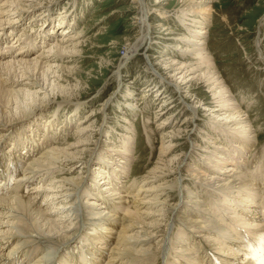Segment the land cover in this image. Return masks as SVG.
I'll list each match as a JSON object with an SVG mask.
<instances>
[{"label": "bare ground", "instance_id": "1", "mask_svg": "<svg viewBox=\"0 0 264 264\" xmlns=\"http://www.w3.org/2000/svg\"><path fill=\"white\" fill-rule=\"evenodd\" d=\"M133 1L142 15V24H145L147 9L144 1ZM205 1H195L194 5L190 3L191 6L184 8L176 17L180 23L188 22L187 25L195 28L190 30V38L186 40L191 47L186 53L191 52L198 57L201 64H210L203 38L207 33L203 20L206 21L205 16L210 15L209 3ZM41 4V0H0V175L3 176L0 179V264H264V163H258L260 167L262 165L259 168L249 159L241 163L232 155L229 160L232 148L243 151L252 147L257 137L253 135L248 115L237 109L238 105L236 108V104L233 106L229 91L218 78H214L215 75L211 79L219 91L214 95L217 104L212 112L216 119L221 118L225 122L216 125L219 121L213 120L217 128L211 126L214 142L211 149L206 146L201 152L208 153L203 160L208 170H217V176L207 177L201 171L202 176L197 174L193 179L196 186L186 187V195L183 196L179 186L182 182L186 185L187 180L182 181L183 177H178L181 164L173 171L166 161L173 152L175 145L172 143L178 139L179 131L177 134L170 133L168 145L161 144L158 166L129 186L119 183L122 172L118 168H123L127 162L121 157L119 165L111 166L110 151L100 155L101 159L94 158L99 162L95 165L101 167L94 166V171L110 165L101 177L106 183L102 189L97 187L100 183L93 181L97 176H93L91 171H85L83 176L72 175L73 165L79 163L86 170L91 160L89 157L82 161L83 151L90 156L95 150L84 147L90 144L89 132L97 111L75 126V139L80 138L75 146L63 147L61 142L49 145L47 134H41L43 131L39 125L36 128L32 125L43 121V126L51 125L48 119L41 118L40 121L33 118L41 107L36 99L41 94L47 96L45 102L49 100L45 87H51V84H47V74L51 72L55 75L56 64L65 59L68 52L69 55L72 53L80 35L60 37L55 44H48L47 39L57 31L42 37V43L33 39L37 31H18L28 13L33 14L30 21L34 22L44 12L41 9L39 14H34ZM61 17L65 15L58 16L57 30L65 25L58 22ZM262 26L263 23H260V31ZM146 35L141 36L140 44L146 41ZM261 41L258 40V49ZM37 43L48 44V49L44 50L45 47ZM260 49L257 60L264 63V52ZM33 50L41 53L35 56ZM171 62L163 71L166 70L167 74L173 71L169 83L175 90L184 89L194 79L193 76L189 79L194 70ZM39 83L42 85L39 86ZM220 96L223 101L218 100ZM169 107L175 108V105ZM192 110L185 125L193 122V115L197 113L199 116L205 111ZM163 111L161 115L165 114ZM85 123L89 125H80ZM166 124L158 122L157 125L160 128ZM218 132L225 133L227 139L231 137V142L223 146L224 142L219 139L221 144H217L216 139L221 137ZM232 136L245 138L242 141ZM146 138L150 139L148 135ZM235 141L237 144H233ZM120 144L125 146V141ZM122 153L123 157H131L124 151ZM27 155L29 159H25ZM229 163V167L221 169L222 164ZM193 170L198 172L195 168ZM172 176L174 180L168 181ZM86 179L90 181L84 182ZM91 181L94 184H88ZM204 191L209 197L204 198ZM246 197L256 203H250ZM201 199L208 203L210 210L222 208L220 201L223 200V213L220 212L216 222L209 220L212 213L204 215L208 210ZM224 200H233L227 204L229 209ZM237 205H240V211ZM231 210L234 212L229 213ZM259 210L260 213L257 212ZM123 212L124 215L118 216ZM252 212L259 216L251 215ZM97 223L104 224L99 227ZM190 235L195 240L192 244L188 239Z\"/></svg>", "mask_w": 264, "mask_h": 264}, {"label": "rangeland", "instance_id": "2", "mask_svg": "<svg viewBox=\"0 0 264 264\" xmlns=\"http://www.w3.org/2000/svg\"><path fill=\"white\" fill-rule=\"evenodd\" d=\"M143 1L147 9V17H144L145 24H142L140 19L142 15L135 8L137 4L133 0H41L43 5H38L39 8L34 10V14H39L41 9L44 12L35 17L34 22L30 21L33 14H27L19 25L18 31L39 32L33 38L35 42L42 43L44 41L42 37L50 35L53 30L57 32L51 35L49 40L47 39L48 44H55V40L60 37L69 35L77 37L80 33L75 42L76 48L70 55L68 52L69 56L66 55L65 59L56 64L58 67L53 70L56 72L55 75L51 72L47 74V84H51V87L49 85L45 87L49 92V100L45 102L47 96L43 97L41 94L36 99V103L41 107L37 109L33 118L40 121L41 118L48 119L51 125L49 127L44 125V128V121L32 125L35 128L39 125L43 131L41 134L45 136L47 134L49 145L61 142L63 147L75 146L80 141V138L75 139V126L78 122H83L93 111H97V117L92 119V131L89 132L90 144L84 147L90 150L95 148V150L90 156L83 151L82 161H86L89 157L91 160L86 170H83L79 163L73 165L72 175L76 173L81 176L85 171L87 173L91 171L93 176H97V179L93 181L96 184L100 183L97 186L98 189L105 186L103 185L106 184L105 180H101V177L105 175L104 172H107L110 165L107 166L108 168L105 166V169L94 171V166L99 167L95 165L99 164L97 157L101 159L100 155L110 151L108 154L112 156L111 159L109 158L111 166L119 165L118 161L121 162L122 157L127 163L123 165V168H118V171L122 172L119 183L122 182V186H129L137 178H141L153 167L158 166L161 144L164 142L168 145L170 133L177 134L179 131L178 139L172 143L175 145L173 152L168 155L166 161L173 171L181 164L178 177L182 176V181L187 180V183L186 185L183 182L180 183L179 190H183V196H185L186 187L196 186L193 179L197 174L202 176L201 171L207 177L217 176V170H208L206 161L203 160L208 153L201 152L206 146L211 149L214 142L215 136L211 132V126L225 122L221 121V118L216 119V115L212 112L214 107L216 108L215 96L219 91L213 84V78L211 79V76L215 75L214 78H218L229 91L233 106L236 104V108L238 105L237 109L248 115L253 135L257 137L254 139L253 146L243 151L232 148L229 160L233 155L241 163L249 159L251 163L263 164L264 63L257 60V53L261 50L260 48L264 52V26L261 31L259 30L260 23L264 25V0L205 1L209 3L210 15L205 16L206 21L203 20L204 29L206 28L207 31L203 38L210 64H201L198 57L193 56L191 52L186 53L187 49H191L186 40L190 38V30L195 28H192L190 24L187 25L188 22L180 23L176 17V14L182 12L184 8L194 5L195 1L199 3V0ZM60 14H64L65 17H61L58 22L60 24L64 22L65 25L61 30H57L56 22ZM42 16L45 17L38 23ZM64 29L65 33L62 32ZM144 34H147L146 41L140 44V38ZM258 40H262L259 49ZM48 44H41L45 47L44 50L48 49ZM135 48L136 51H134ZM34 53L37 56L41 51ZM171 61L177 62L176 65L183 64L194 70L192 72L194 75L189 77L190 79L193 76L194 79L189 81L184 89L175 90L169 83L172 80L169 77L172 76L173 71H169L168 74L165 73L166 70L163 71L164 67L172 63ZM41 85L42 83H39V86ZM159 94H161L160 97ZM219 99L223 101L221 96ZM163 102L173 103L167 105ZM162 104L167 106L164 107ZM174 105L175 108L169 107ZM192 109L205 111L200 112L199 116L197 113L193 115L191 120L193 122L190 121L192 124L185 125V120L189 118L188 115L192 113ZM161 110H164L165 114L161 115ZM213 120L219 122L214 125ZM158 122H165L167 126L159 128ZM80 125L88 126L89 123ZM218 134L221 137L216 139L217 144L220 143L219 139L224 142L223 146L231 142V137L225 138V133L218 132ZM27 135L29 136L30 133ZM147 135L150 137L149 140L146 138ZM244 138L238 139L244 141ZM122 140L125 141V146L120 144ZM233 144H237L236 141ZM123 151L131 157H123ZM24 157L29 159V155ZM230 165V163L222 164L221 169ZM261 167L259 165V168ZM113 168L112 171H114ZM192 168L197 169L198 172L192 171ZM174 178L172 176L168 181L172 182ZM88 181L90 179L84 180L86 183ZM195 181L198 182V180ZM88 184H94V182L91 181ZM208 195L204 191V198L209 197ZM210 197L215 198L213 194H210ZM179 199L181 200V195ZM246 199L250 203H256L250 198L246 197ZM201 200L204 201L208 210L204 212V215L212 213L209 220L214 219L213 223L216 222L223 213V200L220 201L222 208L211 210L208 203L204 199ZM215 200L218 201L217 198ZM230 201L233 200H224L228 209L227 204ZM237 206L240 211V205ZM231 211L229 213L234 212ZM260 211L257 212L260 213ZM121 215H124V212L118 216ZM251 215L259 216L254 212ZM225 216L228 217V214ZM97 224L100 227V224L104 223ZM188 239L190 244L195 241L192 235Z\"/></svg>", "mask_w": 264, "mask_h": 264}]
</instances>
